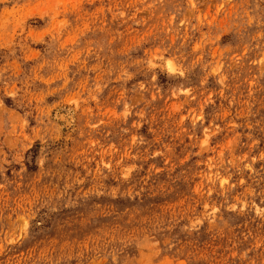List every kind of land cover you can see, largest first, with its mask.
Returning <instances> with one entry per match:
<instances>
[{
    "label": "rangeland",
    "instance_id": "374dc122",
    "mask_svg": "<svg viewBox=\"0 0 264 264\" xmlns=\"http://www.w3.org/2000/svg\"><path fill=\"white\" fill-rule=\"evenodd\" d=\"M0 264H264V0H0Z\"/></svg>",
    "mask_w": 264,
    "mask_h": 264
}]
</instances>
